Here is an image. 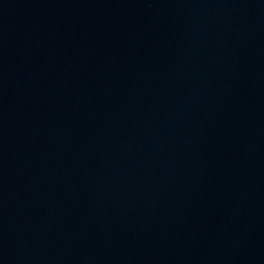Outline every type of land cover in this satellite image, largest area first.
<instances>
[{
	"label": "water",
	"instance_id": "water-1",
	"mask_svg": "<svg viewBox=\"0 0 264 264\" xmlns=\"http://www.w3.org/2000/svg\"><path fill=\"white\" fill-rule=\"evenodd\" d=\"M0 264H264V0H0Z\"/></svg>",
	"mask_w": 264,
	"mask_h": 264
}]
</instances>
